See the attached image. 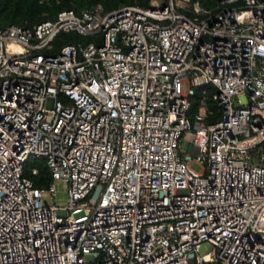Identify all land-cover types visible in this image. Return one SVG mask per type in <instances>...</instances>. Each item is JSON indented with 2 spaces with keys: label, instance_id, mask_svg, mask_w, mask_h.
Segmentation results:
<instances>
[{
  "label": "built area",
  "instance_id": "obj_1",
  "mask_svg": "<svg viewBox=\"0 0 264 264\" xmlns=\"http://www.w3.org/2000/svg\"><path fill=\"white\" fill-rule=\"evenodd\" d=\"M186 1L0 25V264H264V0Z\"/></svg>",
  "mask_w": 264,
  "mask_h": 264
},
{
  "label": "trees",
  "instance_id": "obj_2",
  "mask_svg": "<svg viewBox=\"0 0 264 264\" xmlns=\"http://www.w3.org/2000/svg\"><path fill=\"white\" fill-rule=\"evenodd\" d=\"M198 1L205 7H212L217 0ZM94 4H99L104 10H109L123 4L147 6L150 4V0H0V25L4 26L9 23L32 25L44 18H54L56 12L62 8H73L78 13L82 8ZM59 34L62 36L63 41H74L72 35L76 33L72 31H61ZM199 90L200 86H196L195 91L189 97L191 109H197L200 95ZM207 101L208 106L212 108L213 112L207 114L206 118L213 119L220 115V108L216 100L209 96ZM34 162L35 159L29 156L24 166H31ZM29 174L32 175L30 177L34 185L37 186L48 184L51 180V176L45 166L39 168L36 173L29 172Z\"/></svg>",
  "mask_w": 264,
  "mask_h": 264
},
{
  "label": "rangeland",
  "instance_id": "obj_3",
  "mask_svg": "<svg viewBox=\"0 0 264 264\" xmlns=\"http://www.w3.org/2000/svg\"><path fill=\"white\" fill-rule=\"evenodd\" d=\"M176 1L181 2L183 4L187 3L186 0H176ZM72 32L76 33V34L72 35L74 41H81V42L85 43L91 39V37L88 35H82L81 33H78L76 31H72ZM193 102H194V100H193ZM197 111H199V112L203 111V108H201L199 106V102H198V106H197L196 110L194 108L191 109V107L188 109L187 115L192 118L194 113H196ZM178 147H179V150L181 152H185V151L189 150V142H188L187 137H185L184 135H181L179 137ZM30 157L35 159V162L32 165L36 166L38 169L43 167V166H45L47 168V166L45 164V157H35L33 155H30ZM192 157H194V156H192ZM189 165L191 168H193L196 171H200L202 168L201 164L197 160H195L194 158H192L189 161ZM24 168H25L26 173L32 177V175L29 174L30 165H28ZM46 185L47 184H44L43 186L45 187ZM42 200L45 203H54L57 205L66 204L68 201V182L63 178L54 179V194L52 195V194H50L49 191H44L43 196H42ZM211 248H212V243L209 242L208 240H203L200 243L199 252L204 253V252L210 250Z\"/></svg>",
  "mask_w": 264,
  "mask_h": 264
}]
</instances>
